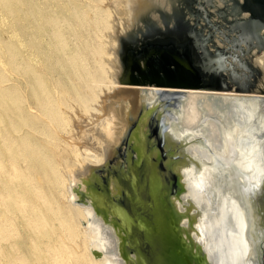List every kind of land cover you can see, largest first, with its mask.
I'll return each mask as SVG.
<instances>
[{"label":"bare ground","instance_id":"obj_1","mask_svg":"<svg viewBox=\"0 0 264 264\" xmlns=\"http://www.w3.org/2000/svg\"><path fill=\"white\" fill-rule=\"evenodd\" d=\"M108 1L112 7L111 14L107 16L110 30L105 31L108 35L103 42L106 41L107 58L104 61L107 60L110 76L104 82H99L97 90L100 89L98 92L101 95L97 94L99 99L90 107L87 120L81 122L79 127V130H84L88 141L83 150H69L75 152L72 154L67 151L66 142L61 145L67 151L60 154L62 158L59 159L64 166L61 175L57 176L51 170V160L43 139V136L51 137V120H55L49 113L50 106L46 101L27 103L25 119L19 104L20 120L15 124L10 119L12 131H9L7 122L0 120V136L7 144V155L0 158V206L6 214H11L9 221L21 223L26 234L24 246L17 242L6 245L10 251L1 256V264H143L136 252L129 251L127 229L123 221L109 211L112 207L107 204L104 192L112 202L125 208L130 199L127 185H137L139 178L145 175L156 179L165 194L171 190L167 198L177 214L179 233L200 260L207 264H260L261 258L255 256L254 245L250 242L253 233L248 214L235 213L236 205L231 208L234 213H224L233 203H229L228 198L223 199L221 193L225 183L224 164L218 175L208 164L200 166L191 162L194 166L191 178L186 168L179 167L177 172L186 182L184 184L172 170L175 163L170 161L168 173L163 165L164 156L158 158V154L166 148L167 143L178 138L181 130H185L180 143L186 148L188 158H179L182 164L191 161V155L196 156L199 152L210 159L219 156L223 163L227 156L222 151H227L235 143L239 147L235 149L236 165L246 160L252 163L251 158L257 153L264 162V153L259 149V146L264 147V92L213 89L218 84L215 71L207 73L211 82L201 80L205 73L193 63L189 39L185 38L187 31L179 26L180 10L171 11V5L177 6L178 0ZM154 11L160 12V15H154ZM149 24L161 26L166 32L172 30L165 38L171 40L176 51L182 49L187 52L182 53L187 59L180 61L199 84L177 86L138 82L127 84L121 81V44L125 40L139 38L140 31L137 36L131 30L133 27L139 25L146 32ZM157 44L161 46V43ZM149 56L157 59L163 57H157L154 52H150ZM211 56L220 59L218 54ZM177 58L180 56L177 55ZM255 61L264 71L263 54ZM142 65L143 69H147L144 61ZM182 65L178 63L177 68L181 66L182 69ZM190 65H194V68ZM198 65L202 66L200 63ZM18 75L23 82L24 74ZM144 77L155 82V78ZM19 80L18 87L22 83ZM0 89H3L2 86ZM66 106L70 108L67 103ZM252 106L257 110L254 111ZM201 109L205 112L197 117ZM163 110L162 123L158 115ZM134 112L140 114L132 120ZM180 115L182 124H179ZM138 120H141V129L135 128ZM197 121L198 125L201 124L211 133L212 146L193 130L186 129ZM153 125L160 132L159 144L150 147L154 142L152 135L146 144V156L143 154V136L150 133ZM106 128L107 134L103 136ZM73 133L77 134L78 130ZM188 136L194 140L188 142ZM131 159L134 160L133 165L130 164ZM72 168L73 172H70ZM244 168L250 170L248 166ZM248 173L255 181L264 178L257 165ZM173 176L177 177L176 187L171 184ZM193 181L204 189L203 197L195 196ZM177 187H181L178 194ZM81 193H85V196L81 197ZM239 220L241 228L238 226ZM4 225L6 219L0 217V228ZM257 225L256 219V228Z\"/></svg>","mask_w":264,"mask_h":264},{"label":"rangeland","instance_id":"obj_2","mask_svg":"<svg viewBox=\"0 0 264 264\" xmlns=\"http://www.w3.org/2000/svg\"><path fill=\"white\" fill-rule=\"evenodd\" d=\"M255 1L258 4H255V6H257L256 10H252V12L255 13V20L253 26H251L252 28H249L254 29V33H256L255 35L259 42L253 48L254 52L260 48L262 50L260 54L264 56V39L258 31L259 27L264 25V22L261 21V16L257 14L258 8L264 6V0ZM108 2V0H0V86L4 89H0V120L7 122L9 124V131H12L13 127L10 119H13L15 124L19 122L20 113L18 107H20V105L23 109V119H25L28 113L24 110L27 103H37L41 100L46 101L50 106L49 113L55 120H51V137L43 136V139L47 145V156L51 160L50 168L57 176H60L64 169L62 161L59 159L61 155L65 152L67 153V151L72 153V151L76 149L78 152H81L84 145L87 144L88 141L84 135V130H79V127L81 122L87 120L90 107L99 99V95H97L100 94L98 92L100 89L97 90V88H99V82H104V80H107L110 76L107 60L104 61L105 58H107L106 41L103 42L108 35L106 32L110 30L107 16L111 14L110 8L112 10V7H110ZM219 2H221V0H219ZM179 3L185 5L184 0H178L176 2L177 6L171 5L172 12L175 9L180 10ZM228 4L231 5L229 6L231 9L228 8L230 14L227 17L231 19L234 15L231 13L233 1L228 0ZM91 6L94 7V9ZM215 9L216 7L212 10L215 11ZM217 13L221 16L225 15L220 9ZM153 14L160 15V12L154 11ZM244 14L248 15L249 13L245 12ZM218 15L212 17L211 20L213 18L219 20L220 17ZM212 24H214V30H218L217 34L224 37V31L227 32V30L223 27L220 31V29H218L220 27L218 22H213ZM226 25L233 28V25ZM141 28L142 27L137 25L131 30H133L137 36L140 31L139 38L141 39L139 43L142 44L153 35L154 28L152 24L148 25V31L146 32H143ZM123 36L126 37L127 35ZM160 38H158L156 43H161L162 46L164 45V48L168 46L170 51L157 50L154 52L157 57L168 54L172 55V57L177 55L176 47L171 40H169V38L161 40ZM218 39L219 38H216V40ZM159 40L161 41L159 42ZM221 45L223 46L225 44L221 43ZM233 45V48L236 49V44L233 43ZM146 47L147 46H145V48ZM145 48L143 50L145 53L144 57L152 52V48ZM139 49L142 51L141 47ZM124 51L125 49L122 43L120 48L121 54L118 53V56L119 54L122 56ZM260 54H255L254 61L257 60ZM244 57L252 61V56L250 54L244 55ZM228 58L231 60L233 59L232 56ZM222 59L223 57L220 55L219 60L222 61ZM172 67H174V65ZM243 68L248 71L245 65ZM162 72L163 71H160V73ZM20 73L24 74L23 82L18 79V74ZM178 74H182V72L179 71ZM247 75L241 76V84L247 81ZM18 80L19 83L22 82L20 87H18ZM231 84L234 86V89L238 87L233 81H231ZM256 86L254 90L264 92V71L261 77L258 76ZM66 103L70 105V108L66 106ZM15 104L17 105L15 106ZM253 108L254 111L257 110L254 106H252V109ZM204 112V109L199 110V115L197 117L204 114ZM252 113L256 114V112ZM139 114L140 113L136 114L135 112L132 113L131 119H135ZM160 114L161 115H158L159 122L164 117V110ZM179 117L180 123H178L182 124L183 118L181 115ZM141 126V120H138L135 128L138 127L141 129ZM157 129L155 125L150 130V133L144 134L143 136V154L146 156V144L149 143L152 135L154 136V142L150 147L159 144L160 132ZM186 129L188 131L193 130L198 136L208 141L210 146L213 145V141L210 137L211 133L204 129L201 124L198 125V121L193 125H188ZM74 130H78V133H73ZM107 131V128L104 129L102 135H106ZM181 131L176 142V157L188 158L186 157L188 155L186 148L180 143L182 136L185 134V130ZM67 133H69V135ZM2 140L3 138L0 136V158L3 159L7 155V144ZM64 142L68 145L67 151L64 149L65 147L62 148ZM3 150H5V152ZM58 150L60 151L58 152ZM74 153L75 152L72 154ZM191 156L192 163L199 164L200 166L202 164H208L213 167L216 174L219 173L218 175H220L223 159L219 156H214L210 159L208 155L206 156L202 152H199L196 156L193 154ZM143 157L144 156H142V158ZM162 157L163 153L159 152L158 158ZM202 158L205 160H201ZM133 163L134 160L131 159L130 164L133 165ZM142 163L144 162L142 161ZM140 164L141 163L138 165ZM235 170L233 171L236 173ZM233 171L228 167L224 168L225 177L223 179L226 184H229L230 180L228 179L232 176L231 173ZM70 172H73V168L70 169ZM238 177L240 178L241 176L238 174ZM192 184V190L196 194L195 196L203 197L205 194L203 192L204 189L196 185L194 181ZM234 196L236 195L234 194ZM104 197L107 199L109 207L119 206L108 198L106 192H104ZM202 200L204 201L203 198ZM3 210L4 208L0 206V217L6 219V225L0 228V264L2 262L1 256L10 251V248L6 247L7 244H10V242H17L19 245L24 246L26 240L25 230L21 227V223L9 221L12 217L11 214H6ZM257 226V230L252 231L254 238L250 239L249 236L248 238L254 245L255 256L263 259L264 213L259 217ZM259 243L262 245V249L259 248Z\"/></svg>","mask_w":264,"mask_h":264},{"label":"water","instance_id":"obj_3","mask_svg":"<svg viewBox=\"0 0 264 264\" xmlns=\"http://www.w3.org/2000/svg\"><path fill=\"white\" fill-rule=\"evenodd\" d=\"M193 1L196 0H184L185 5H182L180 3L178 4L180 7L179 26H184V30L186 31L195 29L197 31H200L203 36L208 37L204 33L203 25L196 26L187 18L191 3ZM235 1L236 0H234L233 3ZM223 4V2H215L213 4V6L216 7L215 11H218L220 7L223 6ZM236 5L238 8L236 12H239V16L234 13L231 19L227 17L226 22L229 25H233L239 20V23H241L242 25L244 24L247 26V24H249L248 27L253 26L255 13L252 12V10L250 11L245 3L239 2ZM257 11V14L261 16V21L264 22V6L259 7ZM245 12H248L249 14L246 15L244 14ZM211 13L213 14L214 12ZM240 20H242L243 22H240ZM152 26L154 28V33L149 38L150 40L148 39L142 44L139 43L141 38H136L134 41L125 40L123 42L125 51L123 52L121 57V81L127 84H134L138 82L141 84L155 83L158 85L172 84L177 86L186 84H199L196 78L187 71V68L183 67L180 61L185 57L182 53H187L182 49H178L176 51L177 55H179L180 58H177V55L173 56V58L165 55L160 59L153 58L152 56L148 57V55H145L144 57L145 53L143 50L145 46H147L146 48L151 47L152 52H156L157 50L170 51V48H168V46L165 47V49H163L164 45H161L160 47V45L156 43V38H165L166 34L168 32L171 33L170 31L172 30H169L167 28L168 31L166 32L162 29L161 26H155L153 24ZM258 31L264 39V25L260 26ZM180 34H178L179 37ZM207 40L208 43L206 45V51L213 56L221 54V57H223L224 59L226 58L227 60L225 49L218 44V41L209 38ZM140 47L142 48V51L139 49ZM254 47L255 46L252 45L249 51V54L252 56V61H250L247 57L243 61V64L249 71L247 73L248 76L246 77L247 81L241 84V80L239 82L237 80H232L238 85V87L235 88L237 89V91H253L257 87L256 85L258 76L261 77L263 74L262 67L258 63H256V61H254L255 54H260L262 50L258 48L254 52ZM200 50L201 49L197 47L191 46L189 51L192 56L197 59V63H200V59H202L203 55V52H201ZM143 61L147 65V69L142 68ZM130 62H132V64H130ZM178 63L182 65V69L180 68L181 66L177 68ZM129 64L131 65L130 67ZM173 65L174 67H172ZM211 67H214L216 69L218 80V84L214 85L212 87L213 89H234V86L231 84V80L228 81L227 79L228 76L226 73L228 67L225 63L221 68L216 67L215 63H213ZM160 71L163 72L160 73ZM179 71L182 72V74H178ZM145 75L148 78H155V82L145 78ZM250 76H253L252 80L249 78ZM234 77L239 80V76L237 77L236 75H234ZM204 143L206 142L204 141ZM231 149L232 150L230 155L224 158V160L228 164H230V167L233 170L236 169V174H239L242 179L247 180L251 184L257 185L259 187L255 195L253 196L254 201L250 202L253 210H255L256 213H264V184L262 185V183L264 182V178H262L260 183H256V181H253L247 171L242 170L238 165H236L234 161L236 150L233 147ZM176 181L177 177L173 176V181H171V184L175 186ZM229 186V184L224 183L223 187L221 188V193L223 196L227 195L228 193L234 196L231 191L226 190V188L229 189ZM176 189V192L178 194L181 191V187H177ZM126 191L128 194H130V199L125 208L114 206L112 208H109V211H113L116 217L123 221L128 233V244L130 245L129 251L136 252L143 264H207L206 262L200 260L198 254L191 252L190 247L185 244L182 236L179 233V229L177 227V214L171 207L167 198L171 190H168V193L165 194L163 188L157 185L156 179L154 180L151 175H145L144 177L141 176L139 178V180L137 181V185H134L132 183L128 184L126 187ZM84 196L85 193H81V197ZM235 198L244 208L241 202L242 197L240 198V196H235ZM248 198L250 199L249 196ZM244 209L245 211L247 210L246 208ZM260 264H264V258L261 259Z\"/></svg>","mask_w":264,"mask_h":264},{"label":"flooded vegetation","instance_id":"obj_4","mask_svg":"<svg viewBox=\"0 0 264 264\" xmlns=\"http://www.w3.org/2000/svg\"><path fill=\"white\" fill-rule=\"evenodd\" d=\"M217 1H219V0H196V1H193L191 3V7L189 9V13H188L187 18L190 20L191 23L195 24L196 26L203 25L204 33L208 37L203 36L200 31H197L195 29H191V30L187 31V33L185 32V38L189 39V40H187V41H189V48L191 46L197 47V48L201 49L200 50L201 52H203L202 59L200 60V64L202 66L198 65L199 62L197 63L196 62L197 59L194 58V56H193V60H194L193 63H195V66H197L199 69H201L205 73L204 77L201 78V80L204 79L205 81L211 82L210 75L207 73H209L211 71L216 72V69L214 67H211V65L213 63H215L216 67L221 68V67H223V64L225 63L228 67L227 73H226L228 76L227 77L228 81L237 80L239 82L241 80V76L242 75L245 76L248 73V71L244 70V68H243L244 67L243 61L245 59L244 55L249 54V51H250L252 45L256 46L259 42L257 40V36L255 35L256 33H254V29H251L244 24L242 25L241 23H239V20L233 24V28L227 26L226 24H228V23L226 22V19H227V16L230 14L229 9H231V8L229 6H231V5L228 4V0H221V2H223L224 4L222 7H220V10H222L225 13L224 16H221V15H218L217 11L212 10L215 7V6H213V4ZM232 1H234V0H232ZM239 2L245 3L246 6L250 10L254 11L256 9L255 4H257V3L255 0H244V1L236 0L232 5V8H233L232 12H231L232 14L235 13L237 16H239V12H236L238 10L236 4ZM211 12H214V13L212 14ZM217 15L220 17L219 20H216L217 18H213L211 20L212 17H215ZM239 19H241V18H239ZM213 22L219 23L220 27L218 29H220V31L223 29V27H224V29L227 30V32L224 31V37L217 34L218 30H214V24H212ZM240 22H243V21L240 20ZM247 25H249V24H247ZM181 28L184 29V26H182ZM228 30H229V32H228ZM208 38L214 39V40H216V38H219L218 39L219 41L216 40V41H218V44L220 46H222L221 43L225 44L222 47L225 49L227 60H226V58L225 59L223 58L222 61H220L216 57H212L211 55H209V53L205 49L206 45L208 43L207 42ZM232 40H234V41H232ZM233 43L236 44V47H235L236 49L233 48V46H234ZM220 55H218L219 58H220ZM229 56H232L233 59L232 60L229 59L228 58ZM192 68H194V65H192ZM234 75H236L237 77L239 76V80L236 79V77H234ZM249 78L252 80L253 76H250ZM163 132L164 131L162 130V133ZM187 140H188V142H190L191 140H194V138H192L191 136H188ZM176 142H177V139L175 141H171V142L167 143L166 148L161 151L163 153V156H164L163 165L165 166L166 170L169 173V171L171 169L170 161L174 162L175 164L173 165L172 170H174L179 175V173L177 172V168H179V167L186 168L187 172L189 173L190 178H191L192 174H193L194 166L190 160H188V162H186V163L184 162L183 164L180 163L179 158L176 157ZM189 146H191V144ZM189 146H187V147H189ZM232 147L236 150L239 149V147L237 146L236 143ZM232 147H230L227 151H222V152L228 157L231 153ZM263 148L264 147L259 146V149L262 150V152L264 153ZM258 155H259V153H257V155H254L253 158H251L253 161L252 163L249 162L248 160H246V161H242V162L238 163V165L241 167V169H244V170H246V168H244V166H248V168H250V170H246L248 172H251L252 167L254 165H257V168L258 167H259V169L261 168L262 173H264V162L259 159ZM236 157H237V155L234 157L235 162H237L235 159ZM223 164L225 167H228L231 169V171H233V169L230 167V164H228L225 160H224ZM242 164H244V166H242ZM231 175L232 176L229 179L230 180V183H229L230 186H229V189L226 188V190L231 191L237 197H239V196H240V198L242 197L241 202H242L244 208H246L247 210L245 212V210L242 207V205L240 204V202L235 197H228L229 195L227 194V195L223 196V199L228 198L229 203L235 202V204L233 205V203H232L231 204L232 206L229 205L228 206L229 208L227 207V212L225 210L224 213H231L232 212L231 208L236 205L235 213H247L248 217L250 219L251 231L257 230V228L255 226V220L257 219V221H258L259 217L261 216V214H263V212L256 213L255 210H253V207H252L250 201H252V202L254 201L253 196L255 195V193L257 192L259 187L257 185L251 184L250 182L242 179L241 177L239 178L238 175L234 171L231 173ZM180 178H181V176H180ZM252 180L255 181L254 179H252ZM182 181L184 182V184L186 183L183 179H182ZM259 181H256V183H259ZM263 184H264V182L262 183V185ZM243 196H244V199H243ZM248 196L250 197V199L248 198ZM232 213H234V212H232ZM238 223H239L238 224L239 228H241L240 220L238 221ZM253 235H252V238L254 237ZM258 246L260 248V246H262V245H260V243H259ZM260 249H262V247Z\"/></svg>","mask_w":264,"mask_h":264}]
</instances>
